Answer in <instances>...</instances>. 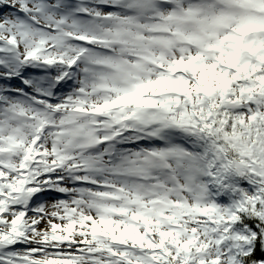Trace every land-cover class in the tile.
Returning <instances> with one entry per match:
<instances>
[{"label": "snow or ice", "instance_id": "6c2138e0", "mask_svg": "<svg viewBox=\"0 0 264 264\" xmlns=\"http://www.w3.org/2000/svg\"><path fill=\"white\" fill-rule=\"evenodd\" d=\"M0 264H264V0H0Z\"/></svg>", "mask_w": 264, "mask_h": 264}]
</instances>
